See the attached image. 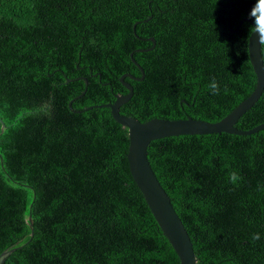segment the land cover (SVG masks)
<instances>
[{
    "label": "trees",
    "instance_id": "trees-1",
    "mask_svg": "<svg viewBox=\"0 0 264 264\" xmlns=\"http://www.w3.org/2000/svg\"><path fill=\"white\" fill-rule=\"evenodd\" d=\"M262 18L264 0H0V255L15 248L2 264H179L129 172L127 128L83 109L128 92L132 54L143 78H123L121 114L221 119L255 87ZM261 123L264 89L235 126ZM147 158L196 264H264V127L165 137Z\"/></svg>",
    "mask_w": 264,
    "mask_h": 264
},
{
    "label": "water",
    "instance_id": "water-1",
    "mask_svg": "<svg viewBox=\"0 0 264 264\" xmlns=\"http://www.w3.org/2000/svg\"><path fill=\"white\" fill-rule=\"evenodd\" d=\"M242 20L239 21V24ZM249 22L253 26V30L250 32L248 37L247 50L249 61L256 77L255 87L249 96L237 104L221 119L209 122L201 119H193L189 116L183 119H164L154 117L147 121L140 122L132 116L121 114L119 112L120 106L125 104L132 96V87L129 83L125 82L123 78L126 76L136 80H141L143 78V70L132 58V54H130L131 61L141 71V76L139 78H135L131 74L125 73L119 78L120 82L125 86L128 92L125 94L114 95L115 99L113 102L91 105L83 109L88 110L94 107H108L115 122L120 124L122 127L127 128L129 143L126 158L129 172L162 234L175 251L179 264H196L197 258L194 254L192 242L184 224L173 208L169 196L160 185L150 166L147 158V149L152 141L170 136L194 134L202 135L212 133L219 134L222 132L228 134L246 135L254 133L264 127V123L247 130L239 129L235 126V123L240 116L253 106V104L261 96L264 89V65L260 49L261 42L264 41V31L259 33V27L253 21ZM150 40L154 43V39L152 37H150ZM137 51L139 50L137 49ZM70 80L71 79H66V81ZM84 80L85 84H87V80L85 78ZM83 93L84 91L69 101L68 105L70 109L71 102L81 97ZM71 110L77 113L83 111ZM1 128L3 129V124H1ZM28 219L30 222V228H32L30 215L28 216ZM14 249L15 248H11L1 253L0 264L3 263L5 256Z\"/></svg>",
    "mask_w": 264,
    "mask_h": 264
},
{
    "label": "clouds",
    "instance_id": "clouds-1",
    "mask_svg": "<svg viewBox=\"0 0 264 264\" xmlns=\"http://www.w3.org/2000/svg\"><path fill=\"white\" fill-rule=\"evenodd\" d=\"M249 15L251 17L255 18V14H251L250 13ZM255 23H257L260 26L258 28L259 33H261V31H264V18H262L260 20H255ZM208 88H209V90H210V92L212 94H219V92H220V85L215 79H212L209 82ZM229 179H230L231 183L238 185V183L241 180V177H240V175L237 172L234 171V172L231 173ZM252 239L253 240H259L260 239V235L258 233L253 234Z\"/></svg>",
    "mask_w": 264,
    "mask_h": 264
}]
</instances>
